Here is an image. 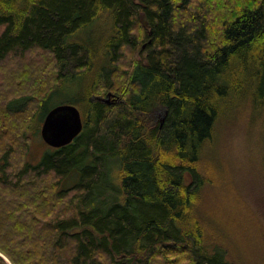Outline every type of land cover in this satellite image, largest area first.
Instances as JSON below:
<instances>
[{
	"label": "trees",
	"instance_id": "trees-1",
	"mask_svg": "<svg viewBox=\"0 0 264 264\" xmlns=\"http://www.w3.org/2000/svg\"><path fill=\"white\" fill-rule=\"evenodd\" d=\"M35 50L17 80L34 90L0 108V264H236L203 164L239 106L264 118V0H0V66ZM83 79L82 134L21 161L36 115ZM106 90L120 103L92 99Z\"/></svg>",
	"mask_w": 264,
	"mask_h": 264
},
{
	"label": "rangeland",
	"instance_id": "rangeland-1",
	"mask_svg": "<svg viewBox=\"0 0 264 264\" xmlns=\"http://www.w3.org/2000/svg\"><path fill=\"white\" fill-rule=\"evenodd\" d=\"M86 32L83 36L87 38L100 32L109 35L110 30L102 21ZM42 56L44 54L38 50L29 51L21 61L14 60L15 56H12L1 64L0 108L8 100L26 93V90H34L32 85L24 87L26 90L19 88L17 80L22 77L27 83H32L35 79L27 76L26 65L31 66V71L35 65L41 67ZM122 65L126 67V62L123 61ZM82 81L73 88L66 82L41 116L36 115L26 133L30 148L21 161L25 159L26 162L36 163L42 155L51 151L42 139L41 129L45 115L53 108L74 105L85 120L87 104L83 98L88 80ZM16 83L17 88L13 86ZM109 92L118 95L114 90H106L95 92L91 96L93 100L94 97L106 99ZM34 97L38 101V97ZM117 102L120 103V100ZM163 113V110L157 111V124L161 122ZM226 119L218 125L216 146L203 164L214 185L206 188L202 204L206 208L212 232L227 238L224 246L229 250L230 259L236 264H264V118L253 116L250 105L247 104L242 109L239 106ZM15 164H19L17 159ZM69 180L71 184L73 180Z\"/></svg>",
	"mask_w": 264,
	"mask_h": 264
},
{
	"label": "water",
	"instance_id": "water-1",
	"mask_svg": "<svg viewBox=\"0 0 264 264\" xmlns=\"http://www.w3.org/2000/svg\"><path fill=\"white\" fill-rule=\"evenodd\" d=\"M106 101L104 98H96ZM166 111L161 116L164 123ZM84 120L81 111L74 105H60L53 108L46 116L41 136L43 141L53 149L71 145L83 132Z\"/></svg>",
	"mask_w": 264,
	"mask_h": 264
},
{
	"label": "flooded vegetation",
	"instance_id": "flooded-vegetation-1",
	"mask_svg": "<svg viewBox=\"0 0 264 264\" xmlns=\"http://www.w3.org/2000/svg\"><path fill=\"white\" fill-rule=\"evenodd\" d=\"M115 94L114 93H112V92H109L108 94H107V98L105 99L106 101H103L102 100V102L103 103H105V104H112V103H115V102H117V101H119L118 99L116 100L115 99ZM98 98V97H97ZM100 98H102V97H100Z\"/></svg>",
	"mask_w": 264,
	"mask_h": 264
}]
</instances>
